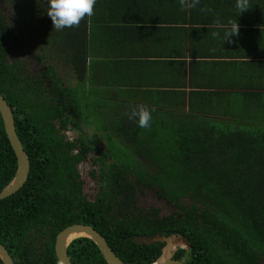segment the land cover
<instances>
[{
    "label": "trees",
    "instance_id": "trees-1",
    "mask_svg": "<svg viewBox=\"0 0 264 264\" xmlns=\"http://www.w3.org/2000/svg\"><path fill=\"white\" fill-rule=\"evenodd\" d=\"M22 1L28 3L30 15L42 9L47 13V0ZM18 2L9 0L14 7ZM260 6L264 10V2ZM6 13L0 9V95L12 108L17 136L30 161L24 186L0 200V244L14 264H59L55 238L72 224L92 226L127 264H152L164 247L136 244L132 239L137 234L187 239L189 249L178 248L175 254L181 264H264V124L197 117L175 108L176 99L177 105L170 107L174 110L154 108L149 129L138 127L125 113L142 105L136 102L139 90L126 83L112 85L108 81L119 83L115 79L121 68L108 63L102 71L99 57L88 53L89 20V40L96 41L93 16L79 27L55 30L48 37L45 32L42 41L58 46L56 60L43 51V43L37 49L34 41L18 44L33 53H47L48 66L71 63L72 74L65 83L49 67L56 92L40 81L20 79L19 61L9 63L8 49V39H21L20 33L11 29ZM48 19L43 16L41 26H52ZM130 68L124 65L122 72ZM84 127H92L93 134H84ZM15 172L16 159L0 117V191ZM130 174L144 183H158L161 194L172 195L170 201L186 197L190 203L178 204L184 208L182 214L129 225L124 223L126 209L118 210L123 219L111 214L115 198L107 204L100 198L87 200L84 176L94 180L97 175L103 182L99 194H116L121 185L133 190L126 177ZM67 253L72 264H107L87 238L72 241Z\"/></svg>",
    "mask_w": 264,
    "mask_h": 264
},
{
    "label": "crops",
    "instance_id": "crops-1",
    "mask_svg": "<svg viewBox=\"0 0 264 264\" xmlns=\"http://www.w3.org/2000/svg\"><path fill=\"white\" fill-rule=\"evenodd\" d=\"M261 2L249 0L251 7L239 14L237 0H200L190 10L180 0H97L96 41L89 40V20L88 53L99 57L102 71L108 63L120 67L119 83L108 82L139 90L136 102L148 108L174 110L178 99L175 108L197 117L264 124ZM230 20L239 24L231 43L224 42ZM124 65L129 72H122Z\"/></svg>",
    "mask_w": 264,
    "mask_h": 264
},
{
    "label": "flooded vegetation",
    "instance_id": "flooded-vegetation-1",
    "mask_svg": "<svg viewBox=\"0 0 264 264\" xmlns=\"http://www.w3.org/2000/svg\"><path fill=\"white\" fill-rule=\"evenodd\" d=\"M10 7H11V4L9 3V0H0V9L4 12H7L5 14L7 18H11L10 16H12V11ZM11 29L14 32L19 31V33L21 30L20 28L17 27V24L15 23H13ZM48 33H50V36L55 33L52 26L50 27V30L48 31ZM18 36L21 39H18V40L8 39V42L10 44V47L8 49L12 51L9 56V59L11 57V59L9 60V63L12 64L13 63L12 60H16V62L19 61V64L18 62L16 63V66H17L16 70L19 73V78L23 79L26 76L31 82L40 81L43 85L46 86L47 90L56 92V89H55L56 86L52 88V82L53 81L55 82L56 78L50 74L48 69L49 67H52L54 69V72H56V69L61 68L60 65L58 63H51L52 65L48 66L49 63H46L47 60L45 58V55H47V53H45L44 58H43V53L39 50L35 52L37 56L34 57L35 53H33V51H30V49L27 47L18 45L20 41L21 42L23 40L26 41V39L22 38L21 33ZM31 43L34 44V42H31ZM36 43L34 45V49H37L38 48L37 45L40 43L45 44V42L42 40H39ZM37 59L42 60V62L46 65V67L42 66L43 63H41V61H39L40 63L39 64L37 62ZM65 68L68 69V67L66 66ZM70 86L73 87L74 85L71 84ZM60 87L64 88V86H60ZM144 169L146 171L148 170L146 168ZM96 174L98 175V172H96ZM97 175L95 176L94 180L89 179L87 175L84 176V180H83L84 188L86 189V187H88L91 190L90 193H87V200L93 202L96 199L100 198V200H103L104 204H107L109 203L108 200L110 198H115L114 201H111L112 206L110 207L111 209L110 212L111 214H113L114 217L123 219L118 214V210L120 209V207L126 209L127 213L125 216L127 219L124 221L125 224L130 225L131 224L130 221L146 222V220L151 219V218L162 219L163 217H166V216H169L175 213L182 214L184 211V208H182L179 205L185 206L189 204L183 201V199H185L184 197L177 198L176 199L177 201H170L169 200L170 198L173 199L172 195L167 194L168 195L167 197V196H164V194H161L160 191L162 190L158 183H154L153 185H151L153 180H149L144 183L140 178L132 174L126 176L128 180L134 184V188L131 192L125 189V186L121 185V187L117 189L118 191L116 192V194H99L103 188V182L99 181ZM153 200H163L170 207V210L164 211L163 209H158L156 205H151V202ZM155 235L157 234H154L152 236H155ZM143 236L152 237L147 234H137L133 237L132 240L133 242L138 244L135 241V239L137 237H143ZM162 244L165 245V243H162ZM140 245H143V244H140Z\"/></svg>",
    "mask_w": 264,
    "mask_h": 264
},
{
    "label": "water",
    "instance_id": "water-1",
    "mask_svg": "<svg viewBox=\"0 0 264 264\" xmlns=\"http://www.w3.org/2000/svg\"><path fill=\"white\" fill-rule=\"evenodd\" d=\"M0 117L3 123L4 132L8 143L16 159V172L10 183L0 191V200L18 192L26 183L30 172V161L23 149V146L17 136L15 119L12 108L0 95ZM78 238H87L91 240L103 256L107 264H127L123 262L109 247L105 238L92 226L85 224H72L62 229L55 238V256L59 264H72L67 249L69 245ZM135 241L138 244L152 245L154 243H165L161 250L160 257L152 264H181L175 258V252L178 248L189 249L190 244L184 237L180 236H162L137 237ZM0 260L3 264H14L12 257L7 249L0 244Z\"/></svg>",
    "mask_w": 264,
    "mask_h": 264
},
{
    "label": "clouds",
    "instance_id": "clouds-1",
    "mask_svg": "<svg viewBox=\"0 0 264 264\" xmlns=\"http://www.w3.org/2000/svg\"><path fill=\"white\" fill-rule=\"evenodd\" d=\"M47 16L51 19L52 27L56 31L64 28L79 27L85 18H90L95 13L97 0H47ZM200 0H180L182 10H190L199 4ZM236 7L239 14L247 11L251 6L249 0H237ZM201 11H211V9L202 8ZM218 27H223L219 19L216 21ZM213 37H218V32L212 33ZM239 35V24L237 21H228V31L225 33V41L231 43L229 39L232 36ZM144 105H138L131 112H126L130 121H137L138 127L149 129L152 121V111ZM176 254V252H175Z\"/></svg>",
    "mask_w": 264,
    "mask_h": 264
},
{
    "label": "rangeland",
    "instance_id": "rangeland-1",
    "mask_svg": "<svg viewBox=\"0 0 264 264\" xmlns=\"http://www.w3.org/2000/svg\"><path fill=\"white\" fill-rule=\"evenodd\" d=\"M18 1H19L18 2L19 9H18V7H14L13 5H11L10 8H11V11L13 13H12V16H10L11 18H9V19L13 23L17 24V27L21 29L20 33H21V36L23 39H26L27 41H30V42H33V41L38 42L39 40H42L44 38L43 36L45 35V32L50 30L51 25L41 26V24L39 23V20L42 19L43 16H46L47 13H45L44 9H42L39 14L30 15L27 11V9L29 7L28 3H24L22 0H18ZM21 8H23L22 11L20 10ZM46 12H47V10H46ZM47 18H49V17L47 16ZM50 22H51V19H50ZM22 29H24V30H22ZM54 32H55V30H54ZM48 36H50V33L47 34V36H45V37H48ZM57 50H58V46H56V44H54V42H53V45L48 44V43L44 44V51H48V53L52 54V58L54 60H56V58H55L56 53L55 52ZM64 53H67V52H64ZM63 57L66 60V58H67L66 54H63ZM43 58H44V56H43ZM54 60H52V62ZM39 61H41V63H43L42 60L37 59L38 63H39ZM49 62H50L49 60L46 61V63H49ZM57 62L61 68L56 69V72L57 73L59 72V74L63 76L62 79H63V81L65 80L64 81V83H65V82H67L68 79H70L69 77H71L72 73L70 72V69L72 68V65L70 62H67V66L69 69L68 70L65 68L64 63H61L59 61H57ZM42 66L46 67V65L44 63L42 64ZM66 84H68V83H66ZM69 85H70V83H69ZM82 132L83 133L85 132L84 134H86L87 136H90L93 134L92 127H84V131H82ZM143 163L145 164V168L148 169V165H146L145 162H143ZM90 191L91 190L88 187H86L85 193L86 194L90 193ZM184 198L185 199H183V201L185 203H190V201L187 200L186 197H184ZM151 205H156L158 207V209H163L164 211L170 210V207L163 200H153L151 202Z\"/></svg>",
    "mask_w": 264,
    "mask_h": 264
}]
</instances>
